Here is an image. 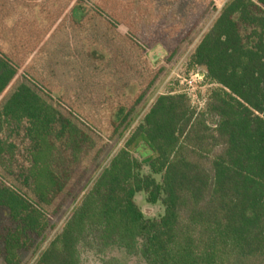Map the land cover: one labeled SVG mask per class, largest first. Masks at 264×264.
I'll use <instances>...</instances> for the list:
<instances>
[{"label": "trees", "instance_id": "trees-1", "mask_svg": "<svg viewBox=\"0 0 264 264\" xmlns=\"http://www.w3.org/2000/svg\"><path fill=\"white\" fill-rule=\"evenodd\" d=\"M92 1L0 0V208L18 224L5 239L8 264H20L73 196L81 179L69 167L84 154L95 164L105 133L132 127L163 73L147 53L173 43L174 57L217 9L199 0L166 30L152 0H94L76 19ZM86 43L108 58L98 62ZM190 65L215 86L204 106L159 96L39 264H82L87 253L120 264L113 251L137 264H264V0L227 2ZM6 132L29 143L22 172ZM141 193L164 214L147 218Z\"/></svg>", "mask_w": 264, "mask_h": 264}, {"label": "rangeland", "instance_id": "rangeland-1", "mask_svg": "<svg viewBox=\"0 0 264 264\" xmlns=\"http://www.w3.org/2000/svg\"><path fill=\"white\" fill-rule=\"evenodd\" d=\"M138 1L145 3L146 0ZM152 1L156 4L157 15L160 18H163L159 21V26L162 25L166 29V27H171L172 24L174 26L184 23L188 18L189 13L194 11L195 4L199 0H174L172 3L169 2V0ZM229 1L230 0H215L217 9L210 12L201 20L191 37L180 45L174 57L171 58L170 56V51L173 50L175 46L173 43H170L168 46L157 44L147 53V60L149 63L155 68H162L163 73L151 92L148 94L145 101L136 109L132 119V127L117 136H114L110 131L105 133L104 138L107 147L95 164H92L91 160L88 159V154H84L79 163L72 164L71 167H69V172H72L73 179H75V181L79 180V178L81 179L76 185V190L73 196L67 200L62 211L51 221L49 229L42 237L37 238L30 236L33 239L32 246L19 253L20 264H39V258L42 252L61 233L74 208L80 203L83 196L89 191L92 184L103 172V170L108 167L112 158L123 148L125 140L129 136L130 132L144 118L159 96L170 92L180 93L186 90V92L189 93L193 99L195 97V105L199 108L203 107L202 105L206 102L208 95L215 88V86L212 85L207 78H204L203 80L197 79V82L194 83L192 87L186 84V81L190 80L196 73H202L201 69L190 65V57L202 41L205 34L212 27L221 9ZM95 2L93 0L90 2V5H84L82 8L77 9L76 19L80 20L84 14L90 12ZM8 25L10 27L14 26V20H10ZM88 44L86 43V48H89L88 50L90 56L98 62L108 58V54L100 47ZM157 49L160 54L164 55V57H158L156 52ZM62 95L63 91L61 89H57L54 94L55 100H60ZM115 117V112H112L110 114V118L114 120ZM5 134L4 138L8 140V142L17 146L14 163L16 171L22 172L21 169L24 166L25 168H28L30 165V155L28 151L30 148L29 143L26 142L24 134L20 137H9V132H6ZM135 157L140 159L139 154H135ZM145 171H147V169H145ZM157 179L160 180V177L158 176ZM136 203L147 218H159V216L164 214V208L161 204L157 206L149 205L146 193L137 195ZM17 227L18 224L12 219L10 211L6 208H0V264H8L5 239L8 233L16 230ZM107 256V258H117L120 264H137L136 260L126 259L118 251L110 252ZM82 264H99V261L92 253H87L82 257Z\"/></svg>", "mask_w": 264, "mask_h": 264}, {"label": "built area", "instance_id": "built-area-1", "mask_svg": "<svg viewBox=\"0 0 264 264\" xmlns=\"http://www.w3.org/2000/svg\"><path fill=\"white\" fill-rule=\"evenodd\" d=\"M204 78H206V76H205V74H203V73H201V72H198V73H196L190 80H188V81H186V84L188 85V86H190V87H192L193 86V84L194 83H196L197 82V79H204ZM181 94H184V95H186V96H188L192 101H193V103L195 104L196 102H195V97H194V99L192 98V96L189 94V93H187L186 92V90L185 91H182V92H180ZM198 98V97H197ZM205 104V103H204ZM204 104L202 105V106H204ZM202 108V107H201ZM200 108V109H201Z\"/></svg>", "mask_w": 264, "mask_h": 264}, {"label": "water", "instance_id": "water-1", "mask_svg": "<svg viewBox=\"0 0 264 264\" xmlns=\"http://www.w3.org/2000/svg\"><path fill=\"white\" fill-rule=\"evenodd\" d=\"M156 52H157V54H158V57H164V55H162V54H160V53L158 52V49L156 50Z\"/></svg>", "mask_w": 264, "mask_h": 264}]
</instances>
